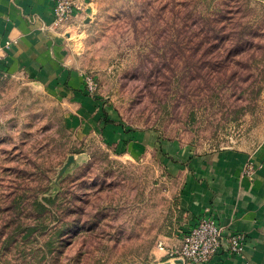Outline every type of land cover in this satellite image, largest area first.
Here are the masks:
<instances>
[{
    "label": "rangeland",
    "instance_id": "1",
    "mask_svg": "<svg viewBox=\"0 0 264 264\" xmlns=\"http://www.w3.org/2000/svg\"><path fill=\"white\" fill-rule=\"evenodd\" d=\"M85 15L61 32L96 84L93 133L66 127L70 105L53 93L1 84L0 264L160 263L180 230L177 180L154 150L106 143L104 123L204 152L261 141L264 0H94ZM55 197L44 233L4 247L34 223V200Z\"/></svg>",
    "mask_w": 264,
    "mask_h": 264
},
{
    "label": "crops",
    "instance_id": "2",
    "mask_svg": "<svg viewBox=\"0 0 264 264\" xmlns=\"http://www.w3.org/2000/svg\"><path fill=\"white\" fill-rule=\"evenodd\" d=\"M80 1L83 7L69 28L78 29L94 2ZM52 21L50 0H0V46L11 41L0 62V71L6 75L0 87L6 80H16L53 93L70 105L66 127L86 136L98 126L101 111L86 92L83 72L73 63L70 38L61 30L49 29ZM102 126L106 143L120 144L133 157L154 150L167 175L177 180L180 230L164 240L165 246L179 247L185 232L207 214L216 219L225 235H245L243 257L221 249L208 264H264V129L260 143L253 148L204 152L177 141H163L155 133H125L118 123ZM248 163L253 167L251 175L243 172ZM162 253L159 264H179Z\"/></svg>",
    "mask_w": 264,
    "mask_h": 264
},
{
    "label": "built area",
    "instance_id": "3",
    "mask_svg": "<svg viewBox=\"0 0 264 264\" xmlns=\"http://www.w3.org/2000/svg\"><path fill=\"white\" fill-rule=\"evenodd\" d=\"M52 3L53 21L49 27L52 30H62L69 25L77 11L81 10L83 3L80 0H50ZM11 45V41L0 46V62L4 58V51ZM6 77L0 71V81ZM86 92L93 95L96 84L91 78L85 79ZM253 167L248 163L244 167V174L251 175ZM158 248L166 256L179 264H208L221 250H226L230 255L244 256L245 235L234 233L225 235L216 219L207 214L198 218L196 224L182 237L179 247L168 248L159 243Z\"/></svg>",
    "mask_w": 264,
    "mask_h": 264
},
{
    "label": "trees",
    "instance_id": "4",
    "mask_svg": "<svg viewBox=\"0 0 264 264\" xmlns=\"http://www.w3.org/2000/svg\"><path fill=\"white\" fill-rule=\"evenodd\" d=\"M57 197L55 198H44L43 202L38 201L37 199L33 201L35 208L37 209V217L34 219V223L23 224L19 223L15 232L6 236L3 244L4 247L9 246L12 242H15V236L17 234L23 233V237L27 238L31 235H34L36 238L39 234L44 233L47 229V225L43 223V219L50 215L52 217L56 216L55 212L52 210L51 206L55 204ZM44 216V217H43ZM42 217V218H41ZM57 217V216H56ZM58 219V218H56ZM36 231L37 235L34 234Z\"/></svg>",
    "mask_w": 264,
    "mask_h": 264
}]
</instances>
